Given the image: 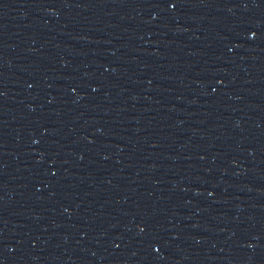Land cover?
I'll return each mask as SVG.
<instances>
[{
    "label": "water",
    "instance_id": "1",
    "mask_svg": "<svg viewBox=\"0 0 264 264\" xmlns=\"http://www.w3.org/2000/svg\"><path fill=\"white\" fill-rule=\"evenodd\" d=\"M170 0H0V264H23L87 128Z\"/></svg>",
    "mask_w": 264,
    "mask_h": 264
}]
</instances>
